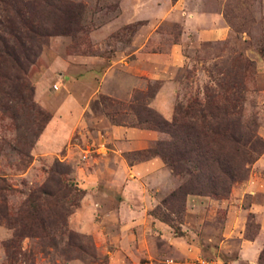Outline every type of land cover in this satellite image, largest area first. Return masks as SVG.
I'll return each mask as SVG.
<instances>
[{"label":"rangeland","instance_id":"obj_1","mask_svg":"<svg viewBox=\"0 0 264 264\" xmlns=\"http://www.w3.org/2000/svg\"><path fill=\"white\" fill-rule=\"evenodd\" d=\"M47 9L45 42L25 73L50 116L36 138L27 95L13 101L15 77L0 82V187H10L0 190V264H264V0H54ZM217 24L227 33L210 38ZM227 74L242 78L240 118L255 141L244 176L223 197L171 195L193 179L164 163L169 136L138 122L144 107L170 120L229 84ZM156 141L163 157L147 150ZM44 185L60 194L45 206L66 212L71 243L61 218L45 224L50 240L12 237L27 194Z\"/></svg>","mask_w":264,"mask_h":264},{"label":"trees","instance_id":"obj_2","mask_svg":"<svg viewBox=\"0 0 264 264\" xmlns=\"http://www.w3.org/2000/svg\"><path fill=\"white\" fill-rule=\"evenodd\" d=\"M7 9L0 15V82L11 77L18 82L15 94L10 99H21L27 95L28 103L33 108V119L37 120V129L33 138L41 132L50 116L36 106L31 98L32 87L25 77L26 69L36 55V46L45 42L46 33L42 27L43 14L48 13L47 6L54 0H0ZM57 1V0H56ZM230 83L220 84V91L205 92L203 101L193 99L185 107H176L170 120L164 119L154 110L144 107L145 116L138 122H144L147 127L167 133L168 140H164V163L174 172H184L192 179L181 184L171 195H185L190 192L225 196L230 186L242 180L243 154L246 145L249 149L255 146L251 135L246 139L250 127L247 121L240 118V94L243 90L240 75H228ZM233 80V81H232ZM9 99V100H10ZM13 100V101H14ZM27 105V107H29ZM29 109V108H27ZM246 122V123H245ZM31 142L27 143L29 147ZM161 145L156 141L147 150L163 157V152L156 149ZM24 154L29 156L27 151ZM240 156L238 163L235 158ZM184 162H192V168L184 166ZM244 162V161H243ZM246 162V160H245ZM248 162V161H247ZM244 166V165H243ZM194 184V185H191ZM191 186V188L189 187ZM5 186V187H4ZM68 192V187L65 185ZM10 189L7 185L0 190ZM66 192V191H65ZM66 194V193H65ZM57 191L47 187L33 188L27 194L26 215L18 219L19 228L12 227V237L32 236L40 239L48 238L45 224L60 221L61 233H66L67 243H71V234L64 228L63 212L57 214V203L54 208L45 206L51 198L57 199ZM63 207V205H59ZM150 214L157 216L155 210ZM174 230L175 226L164 217H160ZM81 247V245H78Z\"/></svg>","mask_w":264,"mask_h":264},{"label":"crops","instance_id":"obj_3","mask_svg":"<svg viewBox=\"0 0 264 264\" xmlns=\"http://www.w3.org/2000/svg\"><path fill=\"white\" fill-rule=\"evenodd\" d=\"M226 33H227V28L226 27H224V26H222V25H220V24H217V25H215L213 28H211L208 32H206V34L208 35V36H210V38H222V37H224L225 35H226ZM175 48V47H174ZM113 130H115V129H113ZM117 130V129H116ZM119 131V130H118ZM43 134V133H42ZM41 134V135H42ZM40 135V136H41ZM145 146H142V147H138V148H144ZM128 150H132V148H129L128 147ZM141 165V168H149V167H151L152 166V160H145V161H143V162H141L140 163ZM139 165H135V164H130V165H128L127 166V168H128V171L129 172H131V174H134V171H135V173H136V171L138 170L137 168H139L138 167ZM165 174H168L167 173V171L165 170V168H164V175Z\"/></svg>","mask_w":264,"mask_h":264},{"label":"built area","instance_id":"obj_4","mask_svg":"<svg viewBox=\"0 0 264 264\" xmlns=\"http://www.w3.org/2000/svg\"><path fill=\"white\" fill-rule=\"evenodd\" d=\"M164 264H214V263L211 261L196 257L188 261H180V262L174 261L172 259H166L164 261Z\"/></svg>","mask_w":264,"mask_h":264}]
</instances>
